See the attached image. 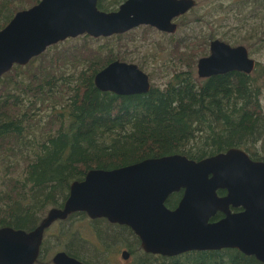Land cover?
Wrapping results in <instances>:
<instances>
[{
    "label": "trees",
    "instance_id": "1",
    "mask_svg": "<svg viewBox=\"0 0 264 264\" xmlns=\"http://www.w3.org/2000/svg\"><path fill=\"white\" fill-rule=\"evenodd\" d=\"M39 2L0 0V30L16 13ZM200 7L198 3L184 17V28L190 14L196 23L208 24L204 19L211 13L202 14ZM211 12L218 18L232 17L242 27L233 35L213 30L206 36L193 32L154 40L161 51L168 48L175 62L169 74L161 67L148 71L152 81L168 82L164 88L153 84L146 94L118 96L95 85L96 74L130 49L124 37L67 40L0 78V229H36L52 209L64 207L72 184L84 181L91 170L111 171L173 155L201 161L232 149L264 161V66L257 64L252 75L234 72L202 82L190 66L178 71L191 64L197 52L205 55L209 41L219 35L230 45L245 46L250 54L261 52L264 0L221 3ZM197 42L200 49L195 48ZM183 194H172L167 208L176 209ZM218 195L224 197L227 191L219 190ZM70 217L88 222L106 250L129 242L130 253L139 257L134 264H263L237 249L153 255L143 250L140 238L127 226L107 224L102 230V220L92 221L81 213ZM222 218L219 212L212 222ZM74 228L75 223L59 233L47 230L36 264L49 263L51 239L55 249L92 264L83 235Z\"/></svg>",
    "mask_w": 264,
    "mask_h": 264
},
{
    "label": "water",
    "instance_id": "2",
    "mask_svg": "<svg viewBox=\"0 0 264 264\" xmlns=\"http://www.w3.org/2000/svg\"><path fill=\"white\" fill-rule=\"evenodd\" d=\"M97 0H41L16 13L0 30V78L15 66H27L51 46L83 34L110 37L142 25L175 33L173 20L187 14L196 0H128L118 12L102 13ZM255 61L245 46L215 40L211 55L198 64V75L209 78L229 72L251 74ZM102 92L118 96L146 94L148 75L137 65L110 64L95 77ZM174 210L168 198L180 191ZM219 190L227 195L220 197ZM231 208L240 212H232ZM105 218L130 227L146 253L177 257L193 251L237 249L264 264V161H253L239 149L194 161L173 155L111 171L91 170L73 183L62 209H52L36 229H0V264H36L46 229L74 213ZM224 218L212 222L219 213ZM131 257L129 251L121 254ZM53 264H84L65 252Z\"/></svg>",
    "mask_w": 264,
    "mask_h": 264
},
{
    "label": "rangeland",
    "instance_id": "3",
    "mask_svg": "<svg viewBox=\"0 0 264 264\" xmlns=\"http://www.w3.org/2000/svg\"><path fill=\"white\" fill-rule=\"evenodd\" d=\"M235 0H198L199 3H201L200 8H204L201 13L202 14H208L207 17H205L204 20L208 21V24H202V23H196L194 14H190V16L186 19V21H189L190 24L186 26L185 28L183 27L182 32L179 35H188L193 32H199L202 34L201 36H206L210 34L213 30L223 34L224 32H228L229 35H233L236 32V28L242 27L241 24L237 25V22L234 21L232 17H225L221 16L218 18L217 15L215 17L212 14V8L217 7L221 3L224 5H228L229 3L233 2ZM193 18V19H192ZM191 19V20H188ZM231 25V26H230ZM255 25V24H254ZM202 26V28H201ZM212 27V28H211ZM144 31H137L136 35L140 36ZM222 38L221 35H219L218 39ZM149 39L147 42L142 43V48L143 51L146 52H154L156 48L154 45V40H163V36L160 34L152 32L150 34ZM198 46V45H197ZM191 47V45H190ZM197 48V47H195ZM189 49H187L188 51ZM192 53V52H189ZM209 53V50L206 51V55ZM203 57V56H202ZM251 57L256 60L257 64H260L261 66H264V49L259 52V53H254L251 54ZM196 67H192V69H195ZM186 67H181L178 69V71H183L185 70ZM150 71V70H147ZM170 73V72H169ZM197 75L194 73V76ZM170 79V78H169ZM168 79H159L155 80L154 84L164 88L165 85L167 84ZM262 100V106L264 108V93L261 98ZM45 116V120H46ZM75 223V228L74 229H79L81 231V234L83 235V238L85 240L84 249L86 251L85 255L88 258V260L91 261L92 264H134L137 259L139 258L138 256H132V258L129 261H124L121 257V253L123 250H129V242H124L120 243V245H116L115 247L109 248L106 250L103 246L100 245L99 240L97 239L94 231L90 229V226L88 225V222L86 221H81V222H76V221H68L66 223H58L56 224L53 228L49 229V233H59L60 229L63 227H67L68 225L74 224ZM88 225V226H87ZM104 226V225H102ZM107 228V225L102 228V230H105ZM52 229V230H51ZM87 241V242H86ZM52 246H50V251L48 255V264H53V257L54 255L62 250H59L58 248H54V239H51ZM118 242V241H117ZM103 251L105 253H102L103 255H100L96 250ZM51 260V261H50Z\"/></svg>",
    "mask_w": 264,
    "mask_h": 264
},
{
    "label": "flooded vegetation",
    "instance_id": "4",
    "mask_svg": "<svg viewBox=\"0 0 264 264\" xmlns=\"http://www.w3.org/2000/svg\"><path fill=\"white\" fill-rule=\"evenodd\" d=\"M41 1V0H40ZM128 0H97V4H96V6H97V9H98V11H100V12H102V13H107V14H109V13H115V12H118L119 10H120V8L122 7V5H124L126 2H127ZM196 2H197V5L193 8V9H195L197 6H198V0H196ZM35 6V5H34ZM192 9V10H193ZM192 10H190L187 14H189ZM187 14H185V15H182V16H179V17H177V18H175L174 20H173V23L174 24H176L177 25V30H176V32L175 33H172V34H170V33H167V32H162V31H160V30H158L157 28H154V27H152V26H148V25H142V26H139V27H137V28H134V29H132V30H130L129 32H126V33H123V34H115V35H113V36H110V37H103V36H101V37H98V38H96V37H93V36H91V35H89V34H83V35H81V36H78V37H76V38H69V39H67V40H77V39H79V38H81V37H89V38H91V39H94V40H98V39H101V38H111V37H119V38H121V37H124V40H127L128 41V46L130 47V49H128V50H125V51H122L121 53L122 54H120L121 55V57L122 58H118V59H116L115 61H113V62H111L110 64H112V63H114V62H117V61H119V62H121V63H126V64H134V65H137L138 66V68L141 70V71H143L146 75H148V77H149V81H150V84H151V88H152V86H153V84H154V81H152L151 79H150V76H149V74H148V71L146 70V69H148V70H155L156 69V71H158V68H160L161 67V70L163 71V72H166V73H168L169 74V72L168 71H170V72H172L173 71V66H172V64L175 62V58H173L172 57V55L170 56V54H169V52H168V48L165 50H163V51H161L160 49H159V47H158V43H154V45H155V47H156V50L154 51V52H146V51H143V48H142V43H144V42H147L148 40H150L149 39V36H150V34H152V32H154V33H157V34H160L161 36H163V38H164V36H166L167 38H169L170 36H174V35H179V33H181L182 32V30H183V24H184V17H186V15ZM185 21H186V19H185ZM144 31L140 36H138V35H136V32L137 31ZM67 40H65V41H67ZM131 40H134V43H132L131 42ZM215 40H220V41H222V42H225V43H227L226 41H223L222 39H218V38H216V39H214V40H211V41H209V44H208V46H207V50H209V53L206 55H203V57H202V55H200L198 52H197V55L195 56V58H193V60H192V62H191V64H186V66H185V64H183V66H185L186 67V69L185 70H183V72L184 71H187V67L188 66H190L191 68L192 67H196L195 69H192V71H193V73H196L197 75V80L198 81H200V82H202V81H205V80H208V79H211L212 77H215V76H212V77H209V78H201L199 75H198V64H199V61L202 59V58H205V57H208V56H210L211 55V43L213 42V41H215ZM64 41V42H65ZM60 43H63V42H60ZM59 44V43H58ZM228 44V43H227ZM167 45V43H165V44H162V48H164L165 46ZM198 45V46H197ZM197 45H196V49H200L201 47H202V45L199 43V42H197ZM230 45V44H229ZM232 47H237V46H243V45H237V46H233V45H231ZM249 51V50H248ZM188 52H191V50H189ZM181 53H183V52H181ZM192 53H190V55H191ZM249 56H250V58L251 59H253L252 57H251V54L249 53ZM254 61H255V69H256V67H257V62H256V60L255 59H253ZM110 64H108L105 68H107ZM104 68V69H105ZM103 69V70H104ZM255 69H254V71H255ZM102 71V70H101ZM100 71V72H101ZM254 71L251 73V74H247V73H244V72H239V73H244V74H247V75H252L253 73H254ZM235 72H238V71H235ZM232 73H234V72H229V73H226V74H223V75H229V74H232ZM98 74V73H97ZM96 74V75H97ZM176 73L175 72H173L172 74H170L169 75V77L168 78H172V76L173 75H175ZM216 76H222V75H216ZM96 77V76H95ZM165 86H167V84L165 85ZM151 90V89H150ZM183 191V190H182ZM184 192V191H183ZM231 210H232V212H240V211H242V209L241 208H239V209H235V208H231ZM74 214H76V213H74ZM81 214H85L90 220H92V221H96V220H102V223H101V226L102 225H104V226H106L107 224H111V225H118V226H125V225H119V224H113V223H111V222H109L107 219H105V218H98V219H91L89 216H88V214L87 213H84V212H81ZM71 215H73V214H71ZM70 215L66 218V219H64V220H58V221H56V222H54L53 224H52V226L50 227V228H53L56 224H60V223H66V222H68V221H70ZM104 226H102V228L104 227ZM128 227V226H127ZM50 228H48V229H46V231H45V233H44V238H45V236H46V234H47V230H49ZM64 228V227H63ZM130 228V227H129ZM131 229V228H130ZM135 233V232H134ZM44 238H43V241H44ZM141 241V240H140ZM43 243V242H42ZM41 248V247H40ZM123 251H129V250H123ZM122 251V252H123ZM59 252H65L67 255H69L66 251H64V250H62V251H59ZM130 252V251H129ZM58 253V252H57ZM56 253V254H57ZM55 254V255H56ZM122 254V253H121ZM70 256V255H69ZM70 257H72V256H70ZM73 258H75V257H73ZM132 258V254H131V257H130V259ZM39 259V258H38ZM75 259H77V258H75ZM129 259V260H130ZM78 261H80L79 259H77ZM129 260H127V261H129ZM38 261V260H37ZM125 261V260H124ZM80 262H82V263H84V264H87V263H85V262H83V261H80Z\"/></svg>",
    "mask_w": 264,
    "mask_h": 264
}]
</instances>
